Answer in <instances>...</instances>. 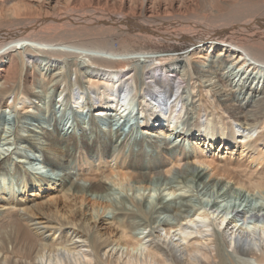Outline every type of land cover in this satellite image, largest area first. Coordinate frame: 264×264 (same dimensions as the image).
<instances>
[{"label": "bare ground", "instance_id": "6f19581e", "mask_svg": "<svg viewBox=\"0 0 264 264\" xmlns=\"http://www.w3.org/2000/svg\"><path fill=\"white\" fill-rule=\"evenodd\" d=\"M0 145V264H264V0H0Z\"/></svg>", "mask_w": 264, "mask_h": 264}, {"label": "rangeland", "instance_id": "374dc122", "mask_svg": "<svg viewBox=\"0 0 264 264\" xmlns=\"http://www.w3.org/2000/svg\"><path fill=\"white\" fill-rule=\"evenodd\" d=\"M195 43H196V41H187V40H183L182 38H179V37L177 39H174V40L163 39V38H150V39L139 38V39L133 41L131 49H133L135 51H142V52L148 51L149 53L152 52L151 55H156L158 53L159 54L164 53V54L170 55L171 53L172 54L180 53V52L186 50L188 47H191ZM171 60H172L171 62L174 61V59H171ZM156 62H158V61H156ZM143 78H141V79H143ZM141 79H140V81H141ZM149 91L154 93V94L150 95ZM147 92L149 95V96H147V98H151V96L153 97L157 93V92H154L152 89L147 90ZM124 114H125V112H124ZM57 116H58V114H57ZM63 118H65V116L61 115V119H63ZM188 119H189V116L184 115L182 122H185V120L187 121ZM63 121H64V119H63ZM182 122H181V124H182ZM187 127H188V124H187ZM177 135H178V133H176L175 135H172L170 137L169 141L174 140V137H177ZM3 147H6V146L0 145V153H6L7 152V149H5ZM30 154H31L32 160L35 161V166L38 167V172H43V171L46 172V167L44 166V164L41 160V157H39V155L34 153V152H30ZM33 155L36 156V158L32 157Z\"/></svg>", "mask_w": 264, "mask_h": 264}]
</instances>
